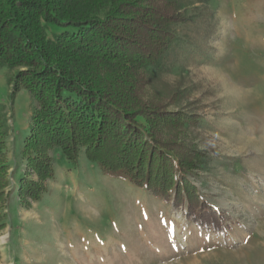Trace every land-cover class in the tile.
I'll use <instances>...</instances> for the list:
<instances>
[{"label":"rangeland","instance_id":"obj_1","mask_svg":"<svg viewBox=\"0 0 264 264\" xmlns=\"http://www.w3.org/2000/svg\"><path fill=\"white\" fill-rule=\"evenodd\" d=\"M182 2L191 21L175 28L159 79L141 74L137 91L164 112L198 116L190 134L210 159L193 183L222 216L223 233L199 229L184 208L101 173L83 154L71 167L58 151L46 193L21 209V150L35 102L14 89L22 69L0 67L9 168L0 264H264V0Z\"/></svg>","mask_w":264,"mask_h":264},{"label":"trees","instance_id":"obj_2","mask_svg":"<svg viewBox=\"0 0 264 264\" xmlns=\"http://www.w3.org/2000/svg\"><path fill=\"white\" fill-rule=\"evenodd\" d=\"M164 7L151 0H0V67L22 69L14 89L35 102L21 150V209L46 193L58 151L71 167L83 154L101 173L184 208L199 229L223 233L222 216L193 183L210 159L190 134L198 116L179 102L164 112L137 91L141 74L159 79L178 40L175 28L191 21L182 0ZM1 113L0 106V230L9 196Z\"/></svg>","mask_w":264,"mask_h":264}]
</instances>
